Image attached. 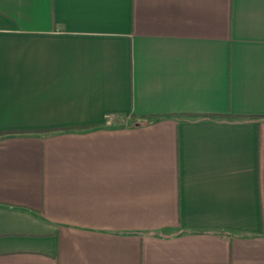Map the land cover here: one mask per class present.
Listing matches in <instances>:
<instances>
[{"label":"crops","instance_id":"obj_1","mask_svg":"<svg viewBox=\"0 0 264 264\" xmlns=\"http://www.w3.org/2000/svg\"><path fill=\"white\" fill-rule=\"evenodd\" d=\"M0 264H264V0H0Z\"/></svg>","mask_w":264,"mask_h":264}]
</instances>
